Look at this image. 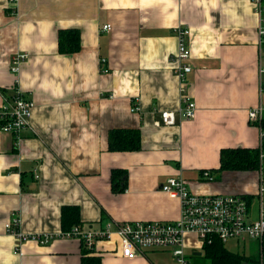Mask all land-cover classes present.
Wrapping results in <instances>:
<instances>
[{"label":"crops","instance_id":"crops-1","mask_svg":"<svg viewBox=\"0 0 264 264\" xmlns=\"http://www.w3.org/2000/svg\"><path fill=\"white\" fill-rule=\"evenodd\" d=\"M16 4L12 10L0 0V103L18 89L33 106L31 128L17 146L0 128V264H81L85 255L76 237L19 242L5 227L14 215L19 233L43 236L62 230L64 205L78 206L84 230L114 221L177 219L178 200L160 189L169 176L181 175L196 193L246 196L256 216L259 170L214 169L220 149L258 146L259 130L247 113L264 107V35L258 34L264 0L260 13L251 0ZM106 24L110 29H103ZM179 26L189 29L186 82L196 106L190 119L178 111L180 80L171 63ZM61 29L79 32V51L59 52ZM18 53L26 57L13 72ZM134 96L138 111H131ZM167 110L175 112L172 125L161 123ZM113 128L138 129L141 148L110 151ZM113 168L127 171L123 192L111 189ZM203 170L212 178H203ZM197 246L200 241L187 235L188 256L201 252ZM86 255L99 256L101 264L174 263L165 251L126 259L116 235Z\"/></svg>","mask_w":264,"mask_h":264},{"label":"built area","instance_id":"built-area-1","mask_svg":"<svg viewBox=\"0 0 264 264\" xmlns=\"http://www.w3.org/2000/svg\"><path fill=\"white\" fill-rule=\"evenodd\" d=\"M12 10L17 5V0H6ZM256 9L261 11L262 0H251ZM13 12V11H12ZM103 29H110L106 24ZM178 35V47L171 57L173 72L180 80L181 107L178 109L181 116L186 119L195 115V102L187 91L186 76L191 72L188 59L191 51L185 42L189 35V29L179 26L176 29ZM259 38L264 35V28H258ZM26 57L18 53L11 62V71L18 69L19 63ZM138 96L133 97L131 111H138ZM33 106L32 99L18 90L10 95H3L0 103V128L14 138L17 146L21 133L30 129V115ZM248 120L253 122L258 130L259 147V183L256 192L257 211L253 217L246 196L226 193H196L190 189L187 180L181 175L169 176L161 184L160 189L169 197L179 202V216L172 221L165 220H130L123 222H106L100 227L82 229L73 226L67 231L61 230L55 235H27L17 231L18 218L14 215L11 221L6 223L8 232L16 235L20 241L34 239L39 243H45L51 237H76L80 239L84 247L92 252L100 240H110L114 235L119 238V252L126 259L143 257L149 251H165L173 258V264H191L186 247L187 235L195 236L200 241L202 248L206 242H211L217 237L223 243L232 240L236 243L246 239L261 242L264 235V127L262 120L264 107L259 104L248 110ZM161 123L172 125L175 123L174 111L167 110L160 113ZM36 176V175H35ZM203 178L211 179L209 170L202 171ZM195 250V249H193ZM15 253H20L17 249ZM20 264H32L20 262Z\"/></svg>","mask_w":264,"mask_h":264},{"label":"trees","instance_id":"trees-1","mask_svg":"<svg viewBox=\"0 0 264 264\" xmlns=\"http://www.w3.org/2000/svg\"><path fill=\"white\" fill-rule=\"evenodd\" d=\"M80 49L79 32L76 29H61L58 32V50L60 53L77 52ZM264 127V116L262 120ZM108 149L110 151H135L141 148V133L133 128H113L107 136ZM264 148V144H263ZM259 147H235L222 148L219 154V166L215 171L224 170H259ZM111 189L113 192H123L127 186V171L122 168L111 170ZM61 229L67 231L74 225L81 226L79 208L77 205H64L60 211ZM260 246V254L264 257V235ZM81 264H101L99 256H88L89 251L83 247ZM199 254L192 256H202L208 264H244L256 263L244 254L230 251L224 243L217 237H213L211 242H206L200 249ZM259 264V262H257Z\"/></svg>","mask_w":264,"mask_h":264},{"label":"rangeland","instance_id":"rangeland-1","mask_svg":"<svg viewBox=\"0 0 264 264\" xmlns=\"http://www.w3.org/2000/svg\"><path fill=\"white\" fill-rule=\"evenodd\" d=\"M224 245L230 251L244 254L245 256L249 257L251 260L256 262L253 264H257V262H259V264L262 263L263 257L260 254V246L256 240L246 239L245 241L239 243H235L232 240H227ZM189 255L191 263L193 262L194 264H208V261L202 258V256H192L191 254Z\"/></svg>","mask_w":264,"mask_h":264}]
</instances>
